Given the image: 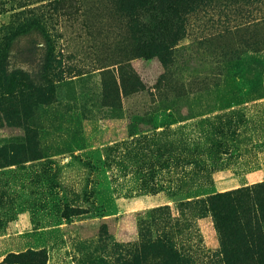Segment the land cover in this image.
<instances>
[{"label":"rangeland","instance_id":"rangeland-1","mask_svg":"<svg viewBox=\"0 0 264 264\" xmlns=\"http://www.w3.org/2000/svg\"><path fill=\"white\" fill-rule=\"evenodd\" d=\"M6 83L0 264H264V0H0Z\"/></svg>","mask_w":264,"mask_h":264},{"label":"trees","instance_id":"trees-1","mask_svg":"<svg viewBox=\"0 0 264 264\" xmlns=\"http://www.w3.org/2000/svg\"><path fill=\"white\" fill-rule=\"evenodd\" d=\"M4 64V62H3ZM6 72V69H5ZM8 76V75H6ZM22 93L20 92H14L11 88L10 84H4L2 87H0V106L4 107L7 103H10L12 99H17L18 101L21 99ZM261 185V184H260ZM262 186V185H261ZM44 256L47 255V250L43 249L41 252ZM5 262L7 263H15V262H24V263H40L44 264V260H39V262H33V260L29 259L28 254L26 253H10L8 257L6 258Z\"/></svg>","mask_w":264,"mask_h":264}]
</instances>
